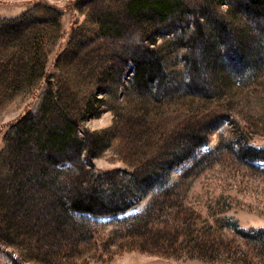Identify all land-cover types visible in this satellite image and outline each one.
<instances>
[{
  "label": "trees",
  "instance_id": "trees-1",
  "mask_svg": "<svg viewBox=\"0 0 264 264\" xmlns=\"http://www.w3.org/2000/svg\"><path fill=\"white\" fill-rule=\"evenodd\" d=\"M214 5L218 11L210 10ZM223 5L226 9L220 13ZM86 7L85 18L78 27H73L66 44L56 53L51 70L50 54L58 35H63V8L47 0H34L18 14H0V113L16 96L45 84L39 109L34 112L29 108L12 121L0 148V241L7 236L13 238L9 242L20 250L13 264H52L58 260L59 264H67L84 252L73 245L72 237H65L61 244L29 237L32 222L23 217L26 213L21 208L22 219H17L15 210L23 207L25 200L33 199L36 190H42L41 195L46 191L50 195L40 210L49 221L46 236L52 238L55 231L68 230L78 234L83 246L94 239L91 231L98 226V217L116 214L123 216L108 238L115 239L112 243L119 251L140 248L173 254L187 249L207 257L221 248L229 249L237 237L263 238L264 227L245 228L234 218L229 223L199 224L201 213L176 203L172 196L174 184L168 185L170 169L191 158L221 118L217 106L211 105L203 115H195L189 124L176 117L170 125L166 124V113L158 106V111L154 109H157V91H163L161 85L166 87L172 74L183 75V82L189 86L196 76L205 83L204 65L224 66L227 71L221 72L219 81L230 87L232 72L244 68L249 72L250 59L254 58L257 64L253 71L263 66L264 36L257 28L264 24V0H87ZM124 7L131 17L138 8L145 22L137 29L132 22L113 23L115 26L109 31L119 38L125 32L134 35L129 41L120 39L113 48L111 44L116 36L112 37L106 30L104 18L108 20ZM194 10L200 11L194 13ZM179 21L184 24V33L175 31ZM83 27L90 35L98 32L101 39L97 45H84L76 36ZM162 29L170 32L164 43H158ZM246 37L251 41H246ZM170 48L183 57L184 72L166 68L165 56ZM197 48L202 49L203 59L196 56ZM83 56L88 60L85 75L77 62ZM129 65L134 68L132 87L121 94L116 86ZM205 70L212 75L210 70ZM98 90L109 91L117 97V104L128 107L117 111L121 119L114 132L82 126L96 104L104 101V97L97 96ZM164 90L167 101L160 100L163 102L160 107H174L182 102L180 95L169 92L167 87ZM194 90L187 88L181 94L189 101L198 100L196 96L200 95ZM135 103L142 106L143 117L129 109ZM143 124H148L145 131L141 128ZM108 138L109 144L118 139L119 146L132 143L133 149L138 144L134 149L139 152L134 165L95 171L92 158L99 152L96 144H108ZM246 145L247 154L264 158L260 153L263 149ZM31 151L41 155L33 157L31 168L38 165L40 171L50 174L41 176L36 184L25 189L22 183L30 173L24 163ZM48 182L54 191L45 185ZM159 186L161 189L142 210L126 214ZM37 204L31 201V205ZM168 204L174 210L167 209ZM158 211L162 218L154 224L152 218ZM93 243L97 249L92 250L98 252L99 241ZM83 257L87 263L86 253Z\"/></svg>",
  "mask_w": 264,
  "mask_h": 264
},
{
  "label": "rangeland",
  "instance_id": "rangeland-1",
  "mask_svg": "<svg viewBox=\"0 0 264 264\" xmlns=\"http://www.w3.org/2000/svg\"><path fill=\"white\" fill-rule=\"evenodd\" d=\"M33 1L0 0V14L6 16L18 14L27 9ZM47 1L63 8V35H58L50 54L48 68L51 70L56 53L66 44L73 27H78L85 18L87 0L84 2H76L75 0ZM95 1L99 2L101 0ZM210 7H212L210 10L218 11L216 5ZM225 7V5L221 6L219 12L225 11ZM197 11L200 10H194L193 12L198 13ZM139 14L140 11L137 8V11H134V16H128L127 9L124 7L114 12L113 17L108 18V20L104 18L106 30L108 28L109 34L115 37V33L112 30L109 31L110 27L115 26L113 24L115 22H118L119 25H127L126 22H132L137 29L144 25L145 22ZM210 21L213 25V19ZM183 25L180 21L177 22L175 31L184 33ZM249 30L252 33L255 32L253 29L249 28ZM258 30L263 37L264 24L258 26ZM168 32L170 31L167 29L160 30L158 43H164ZM125 33L126 35L123 38L116 36L111 47L117 46L118 42H121L120 39L126 41L134 39L133 32H130V34L128 32ZM76 36L80 38L84 45H97L101 39L98 32L90 35L86 27H83L80 32L77 31ZM245 39L246 41H251L247 37ZM168 47L170 46L168 45ZM171 51L170 48L165 56L166 68H171L176 73L179 71L184 72L183 57H179L178 54H174ZM195 54L200 59L204 58V56L201 57L202 49H195ZM77 62L79 63L80 72L85 75L87 73L88 60L83 56ZM248 63L249 67L247 69H249V72L245 68L232 72L230 87L226 84H220L221 82L219 81L221 72L227 71L224 66L212 68L204 65L202 74L206 79L205 83L200 77L196 76L189 82V86L188 83L183 82V75L172 76L174 75L172 74L171 83L169 82L166 87L169 92H175L176 95L182 97V102L179 105H174V107H160L163 102L167 101L165 100L167 99L166 96L163 97L165 95V85H161V88L159 87L163 91H157L158 99L157 101L155 100L157 109L154 110L158 111L159 107L161 112L166 113L165 121L168 125L176 117H181L186 123H191L195 115H203L211 105L217 106L218 114L221 116L219 121L214 123L212 130L207 133L206 142L199 146L191 158L174 166L168 173V185L172 186L174 184L172 196L176 200L175 202L186 204L185 206L191 207L190 210L193 209L196 212H200L201 219L197 220L199 224L229 223L234 218L240 226L245 228L264 227V158L257 155L252 157L245 150V146L247 148L246 144H252L263 149L260 153L264 155V65L253 71L256 68L255 66H257L254 63V58L247 61ZM133 69L132 65H129L122 74L121 83L116 86L121 94L132 87L131 77ZM205 69L210 70L212 75L207 73ZM44 86L45 84L42 83L39 88L33 89L34 91L24 92L16 96L0 113V148L3 145L4 135L10 123L29 108L34 112L39 109ZM187 88H195L194 93L200 95V97L196 96L198 100L189 101L187 98L184 99L185 95L181 93H184L182 90ZM97 96L104 97V101L102 100L100 105L99 103L96 104L94 112L85 117L82 126L93 131L104 132L110 129V132H114L121 119L120 113L117 114V111H122L128 107L126 104H117V97L109 91L101 92L98 90ZM125 96H128V94L126 93ZM129 109L136 112V115L144 116V111L141 110L142 106H138L137 103L133 107L130 106ZM141 120L144 121V118ZM147 127L148 124L145 126L143 124L141 128L145 131ZM106 142L108 144H105V142L96 144L95 148L99 152L92 158L96 172L134 165L139 153L138 150L134 149L138 148V144H135L133 149L132 143L125 145V147L119 146L118 139H115L112 144H109V138ZM38 154L31 151L28 154L27 162L24 163L27 164V170L30 173L22 183V187H25V189L32 183L36 184V180L41 176L48 177L50 174L40 171V166L38 165H33L34 168H31V163L35 159L33 157H39ZM33 174H35L34 179L32 177ZM45 185L54 191V186L50 182L45 183ZM160 187H156L155 191L153 189L150 190L148 195L127 211L126 214L142 210L149 203L154 193L161 189ZM41 192L42 190H36V196H33V199L28 202L25 200L21 204L23 207H17L18 209L15 210L17 213L16 218L22 219L23 215L19 214L21 212L19 209L21 208L26 213L23 217L29 218V222H32L31 227L28 229L30 236L27 234L26 236L38 237L45 242H47V239L58 244L64 243L65 237H72L75 241L73 245L79 246L80 251L84 252L80 256L75 255V257H72L67 264H79L81 261L82 264H264V237L255 239L237 237V241L233 242L234 244L229 249L221 248L220 251L214 252V255L208 254L207 257L200 256V252H189L187 249L177 250L173 254L156 253L140 248L119 251L115 243H112V241L115 242V239L108 238V235L111 234L115 227H118L122 214L98 217L99 224L98 226L95 225V228L91 231L94 239H92L91 243H86L88 245L85 246H83L84 243H81L83 240L77 237L78 234L75 235L74 232L68 230H57L52 238H48L46 236L48 232L46 226L49 221L40 210L42 205L45 204V200L50 198V195H46L47 191L43 192L42 195ZM44 195L46 196L42 197ZM33 200L38 203L36 206L31 205ZM166 208L170 210L173 209V206L168 204ZM161 214L158 211L157 215L153 216L152 221L154 224L162 218ZM226 231L229 230L227 229ZM12 239L7 236L3 241H0V264H13V258L20 253L18 247L9 242L13 241ZM93 241L97 243L99 241L98 252L95 251L97 248ZM93 247H95V250H92ZM94 251L97 253L95 254ZM85 253L87 255V263L83 257ZM59 262L60 260L56 263H51L59 264Z\"/></svg>",
  "mask_w": 264,
  "mask_h": 264
}]
</instances>
